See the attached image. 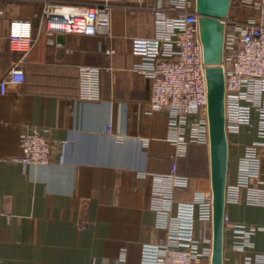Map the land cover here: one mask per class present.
<instances>
[{"label": "crops", "instance_id": "0c3cea01", "mask_svg": "<svg viewBox=\"0 0 264 264\" xmlns=\"http://www.w3.org/2000/svg\"><path fill=\"white\" fill-rule=\"evenodd\" d=\"M154 4H117L111 37L59 35L52 41L40 29L37 3L4 4L0 80L18 59L9 47L11 22H30L37 41L23 64L25 83L0 95V264H141L142 247L165 237L152 208L154 176L171 172L177 150L167 140L166 114L149 113L150 83L134 71L140 59L131 53L132 39L155 36ZM109 49L116 53L108 56ZM83 68L99 73L86 77ZM110 125L114 136L107 135ZM256 125L254 118L253 128L243 127L229 143L228 185L237 184ZM30 128L53 142L52 164L25 167L16 161ZM177 164L189 183L175 190L176 203L212 191L209 148L193 146ZM225 216L232 225L262 227L264 194L252 205L241 189L237 202H226ZM234 236L226 225L223 264H264L262 232L244 250L236 248Z\"/></svg>", "mask_w": 264, "mask_h": 264}, {"label": "built area", "instance_id": "2783aa9c", "mask_svg": "<svg viewBox=\"0 0 264 264\" xmlns=\"http://www.w3.org/2000/svg\"><path fill=\"white\" fill-rule=\"evenodd\" d=\"M0 0V20L7 16ZM29 1V0H26ZM40 7L36 18L40 29L52 41L59 35H111L112 14L123 0H89L70 4L64 0H30ZM149 11L155 17V36L131 40V53L138 57L133 69L150 83L149 113H165L168 142L177 150L168 175L154 176L152 208L159 215V228L165 237L142 247L141 264H204L213 254V193L197 192L191 202L174 201L177 189L188 187L187 177L178 174L177 159L189 155L193 146L210 149V122L207 66L200 39V16L196 0H151ZM225 23L222 68L225 75V116L228 144L241 129H252L257 118V138L246 149L238 164V181L228 185L226 202H237L241 189L248 191V202L258 205L264 194V0H233ZM37 39L32 24L14 20L10 24V51L18 55L15 66L0 80V95L10 87L25 83L23 64ZM115 49L106 51L113 56ZM86 77L99 70L83 68ZM89 79V78H87ZM90 96V95H88ZM92 97V96H90ZM107 135L114 136L112 126ZM120 140L121 138H117ZM25 167L50 165L55 146L38 128H30L21 139ZM0 203V216L2 215ZM234 232L236 248H252L251 237L260 228L225 226Z\"/></svg>", "mask_w": 264, "mask_h": 264}, {"label": "water", "instance_id": "95a60500", "mask_svg": "<svg viewBox=\"0 0 264 264\" xmlns=\"http://www.w3.org/2000/svg\"><path fill=\"white\" fill-rule=\"evenodd\" d=\"M233 0H196L200 39L207 68L210 122V166L213 193V254L211 264H223L229 144L226 136L225 75L222 68L225 23Z\"/></svg>", "mask_w": 264, "mask_h": 264}]
</instances>
